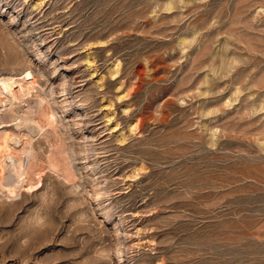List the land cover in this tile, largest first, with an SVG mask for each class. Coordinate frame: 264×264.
<instances>
[{"label": "rangeland", "instance_id": "obj_1", "mask_svg": "<svg viewBox=\"0 0 264 264\" xmlns=\"http://www.w3.org/2000/svg\"><path fill=\"white\" fill-rule=\"evenodd\" d=\"M0 138V264H264V0H0Z\"/></svg>", "mask_w": 264, "mask_h": 264}, {"label": "bare ground", "instance_id": "obj_2", "mask_svg": "<svg viewBox=\"0 0 264 264\" xmlns=\"http://www.w3.org/2000/svg\"><path fill=\"white\" fill-rule=\"evenodd\" d=\"M3 89L6 90V91H8V92H10V90H11L10 84L4 83L3 84ZM38 117H39V119H40L41 122H44V123H47V124L53 123L52 113L46 107H41L39 109ZM211 143H212V141H211ZM6 151H7V142H6V140L4 138H0V160H1V158H4L7 155L6 154ZM0 164H1V161H0ZM60 165H61V163H60L59 159L56 158V157H52V159H51V166H53V167H59ZM65 174L66 175H70V173L69 172H66V171H65ZM9 193L10 194H13L14 191H10Z\"/></svg>", "mask_w": 264, "mask_h": 264}]
</instances>
